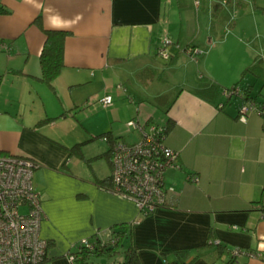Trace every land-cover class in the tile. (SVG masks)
<instances>
[{
  "label": "crops",
  "instance_id": "1",
  "mask_svg": "<svg viewBox=\"0 0 264 264\" xmlns=\"http://www.w3.org/2000/svg\"><path fill=\"white\" fill-rule=\"evenodd\" d=\"M218 1L0 0L8 9L0 12V44L8 43L0 45V152L39 162L33 181L49 245L37 264H73L70 252L81 239L110 238L122 222L132 223L123 247L133 244L142 264H224L235 248L245 252L231 264H264V116L250 110L244 120L245 98L204 89L238 82L262 99L263 56L249 50L237 65L214 56L226 39L218 38L217 15L232 4L220 0L215 12ZM45 29L68 31L53 86L37 77ZM166 36L173 40L169 60L158 54ZM188 44L204 48L198 60L184 51ZM252 63L259 67L243 73ZM107 93L114 98L108 106L99 100ZM99 105L106 117L98 124L61 127V119L80 120ZM134 117L164 125L166 143L179 151L178 165L165 171L166 204L146 215L133 199L99 185L111 174L108 157L88 160L109 149L104 138L100 151L92 146L97 134L138 140L128 123ZM217 241L226 244L218 256ZM93 258L124 259L122 252Z\"/></svg>",
  "mask_w": 264,
  "mask_h": 264
},
{
  "label": "built area",
  "instance_id": "2",
  "mask_svg": "<svg viewBox=\"0 0 264 264\" xmlns=\"http://www.w3.org/2000/svg\"><path fill=\"white\" fill-rule=\"evenodd\" d=\"M200 0H196L199 3ZM173 40L166 36L158 54L166 60L172 58L170 46ZM1 46L8 48L7 42ZM184 51L198 60L204 49L188 44ZM223 94L247 96L240 84L224 88ZM106 106L114 98L107 93L99 98ZM250 110H257L264 116V97L245 98L240 106L241 118L246 120ZM129 125L140 133L138 140L127 142L118 138L112 149L111 176L109 189L133 199L139 213L146 215L167 201L165 171L176 166L179 151L166 143V127L154 121L142 122L134 117ZM107 140V136L103 137ZM39 162L33 158L11 152H0V264H37L45 260L49 240L41 235L44 218L41 192L35 187L33 174ZM196 179V175H191ZM136 222L139 219L135 220ZM93 247L92 240L85 237L80 244ZM245 252L233 249L236 256ZM251 254H253L251 252ZM73 261L74 254L70 252Z\"/></svg>",
  "mask_w": 264,
  "mask_h": 264
},
{
  "label": "trees",
  "instance_id": "3",
  "mask_svg": "<svg viewBox=\"0 0 264 264\" xmlns=\"http://www.w3.org/2000/svg\"><path fill=\"white\" fill-rule=\"evenodd\" d=\"M221 4H223V2L220 0L216 2L214 6L215 12L220 9ZM7 11L8 9L0 3V12ZM37 21L40 22V18H38ZM45 32L47 37L40 55L42 71L41 74L37 77L53 86V81L61 73L64 67V43L68 31L63 29H45ZM258 58L261 59L262 56L259 55ZM256 67H259V64L252 63L244 68L243 73H246L247 71H255ZM237 84L238 82L234 83L232 86H219L212 83L205 86L204 89H209L210 91L218 90L223 92L224 88H231L233 86H236ZM245 93L247 94L248 92L245 91ZM244 97L251 98L252 96L250 97L249 95H247ZM252 98L258 99L255 97ZM46 119L47 118L42 119L38 123L45 121ZM104 136H107V141L110 145L109 149L105 152L94 155L93 157L88 159L89 161L100 158L102 156H106L110 159V162H112V149L114 142L118 138L115 137L110 130L95 135V137ZM82 143L83 142L76 143L73 146V149L76 147L81 148ZM97 181L99 185L105 189H110L113 184L111 174L104 178H100ZM111 229L112 231L110 238L101 239L100 237H89L92 240L93 247L87 246L82 243L77 246V249L71 251V253L74 254L73 264H105L102 262H95L93 257L99 255L113 256L119 252L123 253L124 259L122 264H142L138 250L133 244L129 243L128 245L123 247L125 239L130 238L132 234V223L122 222L114 225ZM216 243L218 244V247L216 248V256H218L220 253H222V250L224 247H226V244H224L222 241H217ZM205 244H211V241H207ZM233 257H235V255L232 253V258L229 261H226L224 264H231V262L233 261Z\"/></svg>",
  "mask_w": 264,
  "mask_h": 264
},
{
  "label": "rangeland",
  "instance_id": "4",
  "mask_svg": "<svg viewBox=\"0 0 264 264\" xmlns=\"http://www.w3.org/2000/svg\"><path fill=\"white\" fill-rule=\"evenodd\" d=\"M231 3H224L216 18L218 28H222L218 38L224 35L226 39L218 41L216 46L220 54L214 53V56L237 62V65L244 61L246 53L250 50V53L256 52L263 56L264 67V0H243L239 5L236 0H232ZM261 82H264V76ZM99 106L87 108L78 115L80 120L71 117L61 119V127L71 129L75 122L77 128L82 130L89 125L98 124L106 117L102 109L104 107ZM99 138L101 140L92 145L98 151L103 141V137Z\"/></svg>",
  "mask_w": 264,
  "mask_h": 264
}]
</instances>
